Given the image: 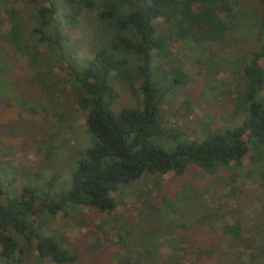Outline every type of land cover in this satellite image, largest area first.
Instances as JSON below:
<instances>
[{
	"label": "trees",
	"instance_id": "16d2710c",
	"mask_svg": "<svg viewBox=\"0 0 264 264\" xmlns=\"http://www.w3.org/2000/svg\"><path fill=\"white\" fill-rule=\"evenodd\" d=\"M234 1L108 0L98 18L102 27L116 33L105 48L80 61L63 53L56 7L50 4L34 9L31 33L36 39L35 46L57 49L56 63L76 88L80 106L87 108L88 145L68 182L57 184L61 180L53 171L40 183L22 187L19 193L13 187L16 182L13 166L7 163L2 167L0 163L1 264H24L23 255L34 258V264H75L77 256L44 230L45 219L58 213L68 215L76 207L109 213L115 208L112 196L119 187L141 178L150 179L155 189L161 185L159 177L169 172L182 176L190 165L202 169L210 178H217L222 170L239 172L242 157L250 150V170L257 171L264 181V12L257 19V48L241 69L247 81L244 97H236L232 107L231 116L240 119L238 124L225 128L205 124L201 141L188 140L178 128L166 126L161 112V107L168 103L165 102L168 94L188 82L183 69L162 67L169 56L168 41L174 37L197 44L221 43L235 26ZM5 13L12 26L6 32L0 28V73L5 72V63L10 59L6 58V49L11 48L29 60L38 58L21 41L15 15L18 12L5 9ZM158 19L162 20L160 25ZM69 24H73V19L68 20ZM153 58L158 59L156 67L152 65ZM129 66L139 73L137 89L132 86L135 79L130 76ZM113 77L125 80L131 93H141V102H137L140 107L112 110ZM7 94L4 80H0V107L4 110L16 104L21 112L28 111L31 115L39 112L45 115L49 111L47 107L39 111L30 102H5ZM48 150L52 148L48 146ZM230 179L233 183V176ZM195 189L192 186L182 192L184 201L191 196L194 201L196 213L192 221L182 220L183 216L170 218L169 214L174 215L177 209L165 196L153 202L143 201L141 210L146 214L138 219L132 216L125 219L123 229L139 249L134 264H188L194 255H212L213 249L193 246L187 237L204 227L218 230L225 238L227 246L221 258H237L234 250H238L247 254L250 264H264V218L260 223L245 225L241 218L234 219L235 210H227L226 204L203 205L201 192ZM169 201L172 207L165 210ZM161 215L164 224H155L156 233L154 226L149 227L144 220ZM181 227L184 235L178 233Z\"/></svg>",
	"mask_w": 264,
	"mask_h": 264
},
{
	"label": "rangeland",
	"instance_id": "374dc122",
	"mask_svg": "<svg viewBox=\"0 0 264 264\" xmlns=\"http://www.w3.org/2000/svg\"><path fill=\"white\" fill-rule=\"evenodd\" d=\"M106 1L0 0L1 30L6 32L12 26L5 9H15L21 41L31 47L38 57V60H29L14 53L11 48L6 49V58L10 59L5 63V72L0 73V80H4L8 93L4 100L30 102L39 111L41 107L49 110L45 115L42 112L31 115L28 111L21 112L16 104L5 110L0 107V163L2 167L7 163L13 166L11 168L16 177L13 187L17 193L26 185L40 183L53 171L61 180L57 184L68 182L80 154H84L88 145L85 126L87 108L80 106L76 88L56 63L57 49L35 46L36 39L31 33L34 27L32 13L40 6H55V18L63 37V53L80 61L105 48L116 33L105 29L106 26L102 27L99 22L98 16ZM233 12L235 26L221 43L197 44L174 37L168 41L169 56L163 60L162 67L183 69L188 82L168 94L165 100L168 103L161 107V112L166 126L178 128L188 140L201 141L206 131L203 128L205 124H210L212 128H225L239 123L240 119L234 120L231 116L232 107L236 97H244L247 81L241 69L249 63L251 52L257 48V19L264 12V2L235 0ZM69 19H73V24L67 25ZM161 23L162 20L158 19L157 24ZM157 63L158 59L153 58V67ZM128 70L135 79L132 86L137 89L140 85L139 73L134 66H129ZM114 77L111 82L112 110L118 112L123 107H136L137 102H141V93H131L125 80ZM250 154L249 150L242 157L239 172L222 170L217 178H210L194 165H190L182 176L172 172L162 175L158 178L161 185L155 189L150 179L141 178L130 185L120 186L113 194V211L98 213L92 208L76 207L68 215L58 213L45 219L44 230L77 256L75 264H134L139 249L123 229L125 219L128 216L138 219L139 215L146 214L141 210L144 208L143 201L149 199L153 202L159 196H165L175 203L177 209L176 213L173 211L174 215L169 214L170 218L183 216L182 220L192 221L196 213L192 196L189 201L183 200L184 191L191 190L192 186L200 190L203 205L216 204L220 207L226 204L227 210H235L234 219L241 218L245 225L260 223L264 218V181L257 171L250 170ZM232 176L233 183L229 181ZM168 204L165 210L171 209V202ZM150 220L144 221L149 227L154 226L157 233L155 224H164V215ZM182 228L178 229L180 235H184ZM214 231L216 233L211 236ZM214 231L209 227L197 228L187 236L193 246L209 251L213 249V254L209 256L194 255L189 258L188 264H220L228 260L230 263L227 264H250L247 254H240L238 250H234L237 258H221L227 242L218 230ZM33 259L23 255L24 264H34Z\"/></svg>",
	"mask_w": 264,
	"mask_h": 264
}]
</instances>
